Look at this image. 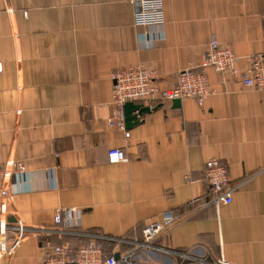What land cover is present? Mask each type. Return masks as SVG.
<instances>
[{"label":"crops","instance_id":"0c3cea01","mask_svg":"<svg viewBox=\"0 0 264 264\" xmlns=\"http://www.w3.org/2000/svg\"><path fill=\"white\" fill-rule=\"evenodd\" d=\"M163 1L166 24L146 28L125 0H0V165L26 168L10 181V211L31 227L83 211L76 231L30 237L0 264H43L53 247L96 240L116 256L168 211L175 225L138 263L177 264L173 252H190L194 264H264V90L209 69L217 93L203 106L154 105L129 138L108 124L113 73L144 66L169 89L201 65L214 37L241 70L264 53V0ZM111 149L127 161L110 164ZM211 158L236 188L229 205L207 204Z\"/></svg>","mask_w":264,"mask_h":264},{"label":"built area","instance_id":"2783aa9c","mask_svg":"<svg viewBox=\"0 0 264 264\" xmlns=\"http://www.w3.org/2000/svg\"><path fill=\"white\" fill-rule=\"evenodd\" d=\"M134 6V25L136 27L163 28L166 24L165 6L163 0H125ZM240 57L232 49L222 44L216 37L211 39L200 66L188 68L178 74L174 87L162 88L156 82L154 70L144 66H133L112 75L111 105L113 115L108 120L112 128H118L130 137L127 130L125 105L134 103L141 107L151 108L167 101L194 100L203 106L206 100L215 95L217 90L209 85L208 70L219 74H227L239 79L245 87L264 90V53L248 57V67L241 70ZM3 66L0 63V74ZM127 161L122 149H111L108 152V162L112 165ZM26 171L22 163L11 162L0 165V256L10 257L30 237L64 236L81 227L83 211L78 208L57 211L54 225L51 227H31L10 211L13 198L10 181L16 174L23 175ZM206 179L211 188L207 204L215 207L229 205L233 201L235 186L228 176L227 168L218 159L211 158L206 163ZM176 217L171 211L164 213L162 221L151 222L142 231V241L134 244L127 252L115 256H104L102 240L73 250L69 245L53 247L52 252L44 256L43 264H140L138 255L156 248V242L168 234L176 223ZM167 252V251H166ZM173 254L178 259L177 264H194L200 259L190 252ZM201 262V261H200ZM203 264H208L202 260ZM153 264H161L153 262ZM214 264H228L221 257Z\"/></svg>","mask_w":264,"mask_h":264},{"label":"water","instance_id":"95a60500","mask_svg":"<svg viewBox=\"0 0 264 264\" xmlns=\"http://www.w3.org/2000/svg\"><path fill=\"white\" fill-rule=\"evenodd\" d=\"M125 115H126V125L127 127L132 126V124H136L138 121V117L148 113L150 108L141 107L134 103H128L125 105ZM136 113V114H135ZM116 259H119V254L115 256Z\"/></svg>","mask_w":264,"mask_h":264}]
</instances>
